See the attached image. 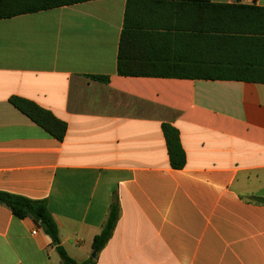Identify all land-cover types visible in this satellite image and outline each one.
Listing matches in <instances>:
<instances>
[{
  "label": "crops",
  "instance_id": "1",
  "mask_svg": "<svg viewBox=\"0 0 264 264\" xmlns=\"http://www.w3.org/2000/svg\"><path fill=\"white\" fill-rule=\"evenodd\" d=\"M126 1L0 19V191L46 200L77 262L91 257L116 192L120 216L94 264H264V206L248 200L264 198V83L118 76ZM240 54L237 64L259 61ZM13 96L64 122L63 141ZM163 124L178 131L181 170ZM37 224L0 205V264H60Z\"/></svg>",
  "mask_w": 264,
  "mask_h": 264
},
{
  "label": "trees",
  "instance_id": "2",
  "mask_svg": "<svg viewBox=\"0 0 264 264\" xmlns=\"http://www.w3.org/2000/svg\"><path fill=\"white\" fill-rule=\"evenodd\" d=\"M90 1L95 0H0V19ZM136 15L150 16L154 21L139 24L133 19ZM237 54L252 55L259 61L237 64ZM116 73L123 77L264 83V7L209 0H127ZM90 78L108 82L107 77ZM9 103L50 137L63 141L66 124L51 112L16 96L10 97ZM161 129L170 167L183 169L186 156L178 131L168 124ZM248 200L264 206V198L250 196ZM0 205L7 207L16 219L30 218L38 223L50 238L60 264H94L120 216L118 197L113 192L100 232L91 242L94 257L77 262L61 246L46 200H30L0 191Z\"/></svg>",
  "mask_w": 264,
  "mask_h": 264
},
{
  "label": "built area",
  "instance_id": "3",
  "mask_svg": "<svg viewBox=\"0 0 264 264\" xmlns=\"http://www.w3.org/2000/svg\"><path fill=\"white\" fill-rule=\"evenodd\" d=\"M232 2L242 4V5H255L257 0H232Z\"/></svg>",
  "mask_w": 264,
  "mask_h": 264
},
{
  "label": "water",
  "instance_id": "4",
  "mask_svg": "<svg viewBox=\"0 0 264 264\" xmlns=\"http://www.w3.org/2000/svg\"><path fill=\"white\" fill-rule=\"evenodd\" d=\"M37 225H38V224H37ZM91 257H94V254H93V253L91 254Z\"/></svg>",
  "mask_w": 264,
  "mask_h": 264
}]
</instances>
